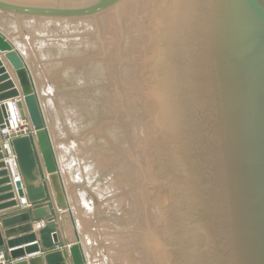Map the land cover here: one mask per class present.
Returning a JSON list of instances; mask_svg holds the SVG:
<instances>
[{
    "label": "water",
    "instance_id": "95a60500",
    "mask_svg": "<svg viewBox=\"0 0 264 264\" xmlns=\"http://www.w3.org/2000/svg\"><path fill=\"white\" fill-rule=\"evenodd\" d=\"M2 31L90 264H264V0H0V250L86 264Z\"/></svg>",
    "mask_w": 264,
    "mask_h": 264
},
{
    "label": "rangeland",
    "instance_id": "374dc122",
    "mask_svg": "<svg viewBox=\"0 0 264 264\" xmlns=\"http://www.w3.org/2000/svg\"><path fill=\"white\" fill-rule=\"evenodd\" d=\"M7 38L9 39L8 36H7ZM10 42L19 51V49L14 45V43L11 40H10ZM20 54L22 55L21 52H20ZM22 57L24 58L27 66H28V69L30 71V75L32 77V81H33V85H34V92H35L36 99H37V102H38V108H39V111H40L41 116H42L43 124H45V127H46V129H47V131H48V133L50 135L52 147H53L54 154H55V157H56V161H57V164H58V170H59V172L61 174L62 181H63L64 187L66 189V193H67V198H68V203H69L70 209H71V211L73 212V215H74V222H75V225H76L77 230H78V236H79L80 243H81V246H82L83 254H84L85 259H86V264H90L89 259H88V255H87V252H86V248H85V245H84V242H83V238H82V235H81V232H80V228H79V225H78V221H77V218H76V215H75V211H74V208H73V205H72V201H71V198H70V194H69V191H68V188H67V184H66V181H65V178H64V174H63V171H62V167H61V164H60V161H59V157H58V154H57V151H56V147H55V144H54V140H53V137H52V134H51V130H50L49 124H48V120H47V117H46V113H45V110H44V107H43V103H42V100H41L39 91L37 89L35 80L33 78V75H32L31 69H30V66H29L27 60L25 59V57L23 55H22ZM23 118L26 120L25 123H27L29 125V127L26 128V132L29 133L30 132V121L26 117H23Z\"/></svg>",
    "mask_w": 264,
    "mask_h": 264
},
{
    "label": "bare ground",
    "instance_id": "6f19581e",
    "mask_svg": "<svg viewBox=\"0 0 264 264\" xmlns=\"http://www.w3.org/2000/svg\"><path fill=\"white\" fill-rule=\"evenodd\" d=\"M10 105H11V110H12V117L10 119L8 126H7L8 128H4V129L7 132H13V133L18 132L19 128H22L25 130L27 127H29V125L24 122L23 117L20 115V110L12 102L10 103ZM2 142H3V145L6 143L5 141H2ZM8 158L9 157L7 156L6 159H8ZM9 160H10L9 163H10L11 169L14 171V173L17 172L16 164L12 161V159H9ZM15 177H17V176H15ZM33 258H34V256H33ZM36 262L37 263L41 262L40 257L36 256Z\"/></svg>",
    "mask_w": 264,
    "mask_h": 264
},
{
    "label": "built area",
    "instance_id": "2783aa9c",
    "mask_svg": "<svg viewBox=\"0 0 264 264\" xmlns=\"http://www.w3.org/2000/svg\"><path fill=\"white\" fill-rule=\"evenodd\" d=\"M9 108H10V117H9V122H10V119L12 117V110H11L10 103H9ZM23 120H24V122H26V120L24 118H23ZM5 128H8V127H5ZM23 133H27L26 132V129L24 130L22 128H19L18 129V132H14V133L13 132H7L5 129H3L1 131L2 139H3V141L6 142L4 144V148L6 150V157L7 156L9 157L8 159H6L8 162H10L9 159H12V161L15 163L14 153H13V150H12L11 145H10V138L13 137V136H15V135H19V134H23ZM16 176L19 177L18 175H16ZM0 264H7L6 263V259H5L4 251H2V250H0Z\"/></svg>",
    "mask_w": 264,
    "mask_h": 264
},
{
    "label": "crops",
    "instance_id": "0c3cea01",
    "mask_svg": "<svg viewBox=\"0 0 264 264\" xmlns=\"http://www.w3.org/2000/svg\"><path fill=\"white\" fill-rule=\"evenodd\" d=\"M30 256H35V255L25 256V257H23L22 259H26V258H28V257H30ZM33 263H34V264H39V263L36 262V260H34Z\"/></svg>",
    "mask_w": 264,
    "mask_h": 264
}]
</instances>
